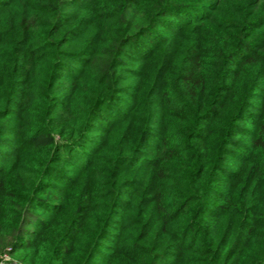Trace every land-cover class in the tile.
Here are the masks:
<instances>
[{
  "label": "trees",
  "instance_id": "trees-1",
  "mask_svg": "<svg viewBox=\"0 0 264 264\" xmlns=\"http://www.w3.org/2000/svg\"><path fill=\"white\" fill-rule=\"evenodd\" d=\"M264 264V0H0V253Z\"/></svg>",
  "mask_w": 264,
  "mask_h": 264
},
{
  "label": "built area",
  "instance_id": "built-area-1",
  "mask_svg": "<svg viewBox=\"0 0 264 264\" xmlns=\"http://www.w3.org/2000/svg\"><path fill=\"white\" fill-rule=\"evenodd\" d=\"M0 264H18L17 260L8 252V249L0 253Z\"/></svg>",
  "mask_w": 264,
  "mask_h": 264
}]
</instances>
